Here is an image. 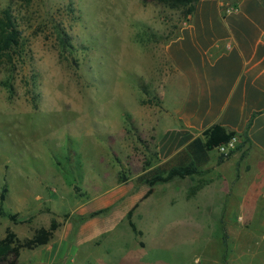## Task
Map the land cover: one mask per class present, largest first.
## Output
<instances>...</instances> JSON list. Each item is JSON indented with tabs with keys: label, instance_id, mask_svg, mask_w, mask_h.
Wrapping results in <instances>:
<instances>
[{
	"label": "rangeland",
	"instance_id": "1",
	"mask_svg": "<svg viewBox=\"0 0 264 264\" xmlns=\"http://www.w3.org/2000/svg\"><path fill=\"white\" fill-rule=\"evenodd\" d=\"M7 16L20 46L10 61H0L4 211L19 209L22 219V191L39 185L33 190L41 200L56 191L51 207L63 222V213L84 207V222L114 225L111 236L123 226L137 228L144 264L182 263L184 255L192 263L201 253L213 259L225 253V240L224 247L214 238L203 246L197 243L206 239L201 229L174 223L178 212L167 207L166 183L153 186L148 211L146 203L137 210L138 200L133 203L140 186L149 188L132 178L154 163L150 129H136L135 112L160 107L170 66L164 47L186 21L182 11L143 0H8L0 7V18ZM53 173L62 177L61 186L52 182ZM124 185L122 195L117 190ZM45 208L42 203L41 212ZM28 227L30 220L13 224L0 217V239L5 229L25 239Z\"/></svg>",
	"mask_w": 264,
	"mask_h": 264
},
{
	"label": "crops",
	"instance_id": "2",
	"mask_svg": "<svg viewBox=\"0 0 264 264\" xmlns=\"http://www.w3.org/2000/svg\"><path fill=\"white\" fill-rule=\"evenodd\" d=\"M7 2L0 0V7ZM164 52L170 66L158 94L160 107L135 112L136 129H150L154 163L132 179L163 165H196L198 174L166 183L167 207L177 210L174 223L183 230L201 229L206 239L197 243L206 246L214 238L229 246L214 259L201 253L192 263L184 255L182 263L171 264H264V232L258 231L264 229V0H199ZM213 125L243 135L245 144L237 136V151L223 159L214 150L192 148ZM50 177L61 186V176ZM126 185L117 191L124 195ZM36 187L41 186L22 191L19 221L30 220L25 238L52 220L58 227L46 245L20 252L18 264L146 263L130 225L111 236L112 224L73 223L87 214L84 207L63 213V222L51 207L56 191L41 200ZM147 191L143 186L136 191V210L152 198H144ZM183 235L191 237V231Z\"/></svg>",
	"mask_w": 264,
	"mask_h": 264
},
{
	"label": "trees",
	"instance_id": "3",
	"mask_svg": "<svg viewBox=\"0 0 264 264\" xmlns=\"http://www.w3.org/2000/svg\"><path fill=\"white\" fill-rule=\"evenodd\" d=\"M143 1H149L156 5H161L170 10H181L186 19L188 15L192 14L194 6L199 0ZM19 46V32L15 29L10 17L7 16L4 19L0 18V61L4 58L7 61H10V52L17 53L16 50H19ZM233 136L240 137L243 144H245L243 135H238L234 131L227 130L220 125H213L202 132V141H194L192 148L196 147L202 152L213 151L215 147L228 142ZM222 158L223 157H221V159ZM146 164L148 165L149 162H146ZM198 173L199 170L193 163L182 164L172 168H168L166 165H163L138 176L136 181L148 186L149 189L144 196V198H147L152 193V187L158 183H167L174 178L182 179ZM6 195L7 188L3 185L0 189V217L6 218L13 224L28 222V220L18 221L17 214H11L4 211L3 205L6 200ZM89 216H92V214ZM87 217H82L80 222H83ZM57 227L58 224L52 220L47 229H37L33 232L30 238L22 240L19 239L10 229H5L4 237L0 239V264H18L17 260L22 250H32L46 245L52 239ZM130 227L135 235L140 234L133 225H130Z\"/></svg>",
	"mask_w": 264,
	"mask_h": 264
},
{
	"label": "built area",
	"instance_id": "4",
	"mask_svg": "<svg viewBox=\"0 0 264 264\" xmlns=\"http://www.w3.org/2000/svg\"><path fill=\"white\" fill-rule=\"evenodd\" d=\"M239 145V138L233 136L228 142L214 148V151L223 157H227L230 153L236 150Z\"/></svg>",
	"mask_w": 264,
	"mask_h": 264
}]
</instances>
